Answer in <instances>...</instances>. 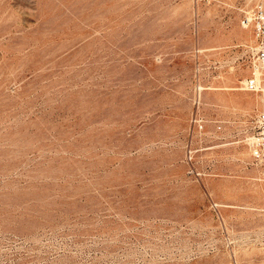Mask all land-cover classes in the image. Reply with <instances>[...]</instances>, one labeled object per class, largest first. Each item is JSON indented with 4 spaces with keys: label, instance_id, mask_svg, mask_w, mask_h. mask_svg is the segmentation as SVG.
I'll return each mask as SVG.
<instances>
[{
    "label": "rangeland",
    "instance_id": "obj_1",
    "mask_svg": "<svg viewBox=\"0 0 264 264\" xmlns=\"http://www.w3.org/2000/svg\"><path fill=\"white\" fill-rule=\"evenodd\" d=\"M53 1L0 0V264H264L257 0Z\"/></svg>",
    "mask_w": 264,
    "mask_h": 264
},
{
    "label": "built area",
    "instance_id": "obj_2",
    "mask_svg": "<svg viewBox=\"0 0 264 264\" xmlns=\"http://www.w3.org/2000/svg\"><path fill=\"white\" fill-rule=\"evenodd\" d=\"M243 28L252 29L255 37V45L251 48L252 57L250 64L253 69V75L243 83V90L254 92L261 95V107L253 118V123L247 144L251 150L255 162L263 168L264 171V0H258L251 9L245 11L241 21ZM200 101L197 103V112L192 117V137L196 134L204 135L206 132L207 121L199 113ZM217 130L223 129L222 122H216ZM194 152L189 151L188 163L190 173H194L193 165ZM201 173L198 174L200 176ZM216 207V206H215Z\"/></svg>",
    "mask_w": 264,
    "mask_h": 264
},
{
    "label": "bare ground",
    "instance_id": "obj_3",
    "mask_svg": "<svg viewBox=\"0 0 264 264\" xmlns=\"http://www.w3.org/2000/svg\"><path fill=\"white\" fill-rule=\"evenodd\" d=\"M45 1H46V0H45ZM47 1H48V0H47ZM52 1H53V0H52ZM56 1H57V0H56ZM74 1H75V0H74ZM77 1H78V0H77ZM85 1H87V0H85ZM103 1L105 2V0H103ZM107 1H108V0H107ZM111 1H112V0H111ZM117 1H118V0H117ZM120 1H121V0H120ZM257 1H258V0H257ZM49 2H50V1H49ZM53 2H54V1H53ZM53 2H50V3H53ZM64 2H65V1H64ZM69 2H70V1H69ZM88 2H89V1H88ZM88 2H85V4L88 3ZM93 2H94V0H93ZM115 2H116V1H115ZM123 2H124V1H123ZM45 3H46V2H45ZM54 3H55V2H54ZM89 3H90V2H89ZM116 3H117V2H116ZM85 4H84V7H85ZM94 4H95V2H94ZM103 4H104V3H103ZM46 5H47V4H46ZM48 5H49V4H48ZM51 5H52V4H51ZM89 5H90V4H89ZM89 5H87V6H89ZM112 5H113V4H112ZM120 5H121V4H120ZM122 5H123V4H122ZM44 6H45V5H44ZM55 6H56V5H55ZM61 6H62V5H61ZM71 6H73V5H71ZM79 6H80V5H79ZM95 6H96V5H95ZM115 6H116V5H115ZM47 7H48V6H47ZM53 7H54V4H53ZM56 7H57V6H56ZM62 7H63V6H62ZM90 7H91V6H90ZM93 7H94V6H93ZM73 8H74V7H72V9H73ZM76 8H77V7H76ZM116 8H117V6L115 7V9H116ZM118 8H119V7H118ZM120 8H121V7H120ZM46 9H47V8H46ZM78 9H79V8H78ZM85 9H86V8H85ZM104 9H105V8H104ZM108 9H109V8H108ZM111 9H112V8H111ZM48 10H49V8H48ZM54 10H55V9H54ZM54 10H51V11H54ZM68 10H70L69 7H68ZM90 10H91V9H90ZM117 10H118V9H117ZM74 11H76V10H74ZM91 11H92V10H91ZM97 11H98V10H97ZM104 11H105V10H104ZM115 11H116V10H115ZM45 12H46V11H45ZM76 12L78 13V10H77ZM76 12H74V13H76ZM82 12H83V10H82ZM82 12L80 11L79 13H82ZM84 12H87V10H85ZM89 12H90V11H89ZM99 12H100V11H99ZM52 13H53V12H52ZM56 13H57V12H56ZM72 13H73V12H72ZM77 13H76V14H77ZM79 13H78V14H79ZM92 13H93V12H92ZM104 13H105V12H104ZM41 14H42V13H41ZM46 14H47V13H46ZM57 14H58V13H57ZM76 14H75V17H76ZM78 14H77V15H78ZM82 14H83V13H82ZM94 14H95V13H94ZM102 14H103V13H102ZM58 15H59V14H58ZM62 15H63V14H62ZM62 15L60 16L61 18H62ZM72 15H73V14H72ZM80 15H81V14H79L78 16H80ZM97 15H98V14H97ZM99 16H100V15H99ZM91 17H92V16H91ZM91 17H90V18H91ZM50 18H51V17H50ZM53 18H54V17H53ZM55 18H56V17H55ZM55 18H54V19H55ZM58 18H59V16H58ZM61 18H60V19H61ZM63 18H64V17H63ZM63 18H62V19H63ZM66 18H67V17H66ZM69 18H70V17H69ZM78 18H80V17H77V19H78ZM95 18H96V17H95ZM95 18H93V19H95ZM100 18H104V17H100ZM70 19H72V18H70ZM93 19H92V21H93ZM96 19H97V18H96ZM96 19H95V20H96ZM43 20H44V19H43ZM47 20H48V19H47ZM65 20H66V19H65ZM74 20H75V19H74ZM86 20H87V19H86ZM89 20H90V19L88 18L87 21H89ZM95 20H94V21H95ZM54 21H55V20H54ZM54 21L50 19V23H51V22H54ZM57 21H59V20H57ZM69 21H70V20H69ZM100 21H101V20H100ZM42 22H43V21H42ZM48 22H49V21H47V23H48ZM67 22H68V21H67ZM74 22H75V21H74ZM64 23H66V21H65ZM71 23H72V22H71ZM89 23H90V22H89ZM92 23H93V22H92ZM94 23H95V22H94ZM44 24H45V23H44ZM44 24H43V25H44ZM51 24H52V23H51ZM67 24H68V26H69L70 23H67ZM67 24H66V25H67ZM81 24H82V23H81ZM85 24H86V26H87V23H85ZM85 24H84V25H85ZM48 25H49V24H48ZM48 25H47V26H48ZM62 25H63V24H62ZM78 25H79V24H78ZM89 25H90V24H89ZM91 25H92V24H91ZM40 26H41V25H40ZM45 26H46V25H45ZM60 26H61V25H60ZM63 26H64V25H63ZM70 26H71V25H70ZM48 27H49V26H48ZM52 27H53V26H52ZM80 27H82V26H80ZM56 28H58L57 25H56ZM63 28H64V27H63ZM45 29H46V28L44 27V30H45ZM47 29H49V28H47ZM47 29H46V30H47ZM54 29H55V28H54ZM54 29H53V30H54ZM59 29H60V28H59ZM41 30H43V28H42ZM50 30H51V28H50ZM249 30H250V29H249ZM38 31H39V30H38ZM51 31H52V30H51ZM51 31H50V32H51ZM56 31H58V30L56 29ZM53 32H54V31H53ZM243 33H244V32H243ZM44 34H45V32H44ZM44 34H42V35H44ZM239 34H240V32H239ZM246 34H247V33H246ZM248 34H249V33H248ZM248 34H247V35H248ZM40 35H41V34H40ZM243 37H244V36H243ZM184 39H185V38H184ZM187 40H188V39H187ZM247 40H248V39H247ZM180 43H181V42H180ZM184 44H186V43H184ZM189 44H190V43H189ZM246 44H247V43H246ZM178 45H179V44H178ZM181 45H183V44H181ZM247 45H249V44H247ZM250 46H251V45H250ZM53 47H55V46H53ZM57 47H58V46H57ZM59 47H60V46H59ZM62 47H63V46H62ZM62 47H61V48H62ZM68 47H69V45H68ZM66 48H67V47H66ZM182 48H183V47H182ZM184 48H185V47H184ZM250 48H251V47H250ZM51 49H52V48H51ZM59 49H60V48H59ZM62 49H63V48H62ZM170 49H171V48H170ZM178 49H179V48H178ZM48 50H49V49H48ZM48 50H47V51H48ZM164 50H165V49H164ZM187 50H188V49H187ZM53 51H54V49H53ZM62 51H64V50H62ZM179 51H180V50H179ZM179 51H178V52H179ZM43 52H44V51H43ZM49 52H50V51H49ZM49 52H48V53H49ZM51 52H52V51H51ZM51 52H50V53H51ZM58 52H59V50H58ZM170 52H171V51H170ZM180 52H181V51H180ZM60 53H61V52H60ZM63 53H64V52H63ZM172 53H173V52H172ZM184 53H185V52H184ZM164 54H165V53H164ZM45 55H47V54H45ZM49 56H50V55H49ZM166 56H167V55H166ZM174 56L176 57V55H174ZM177 56H178V55H177ZM182 56H183V55H182ZM46 57H48V55H47ZM172 57H173V56H172ZM178 57H179V56H178ZM180 57H181V56H180ZM184 57H185V56H184ZM44 58H45V57H44ZM40 59H41V56H40ZM170 59H171V58H170ZM167 60H168V59H167ZM38 62H39V60H38ZM42 62H43V61H42ZM41 68H42V67H41ZM248 76H249V75H248ZM231 77H232V76H231ZM246 78H247V77H246ZM219 80H220V79H219ZM238 81H239V80H238ZM227 84H228V83H227ZM241 85H242V84H241ZM224 90H225V89H224ZM229 90H230V89H229ZM231 90H232V89H231ZM237 90H238V89H237ZM225 92H226V90H225ZM241 92H242V91H241ZM243 92H244V91H243ZM233 93H234V91H233ZM239 93H240V91H239ZM248 93H249V92H248ZM248 93H247V94H248ZM223 95H224V93H223ZM225 95H226V94H225ZM233 95H234V94H233ZM212 96H213V95H212ZM226 97H227V96H226ZM244 97H245V96H244ZM252 97H253V96H252ZM242 100H244V99L242 98ZM246 100H247V99H246ZM248 101H249V100H248ZM240 102H242V101H240ZM244 102H245V101H244ZM256 104H257V103H256ZM230 105H231V104H230ZM255 106H256V105H255ZM254 109H255V108H254ZM249 112H250V111H249ZM249 112H248V113H249ZM252 112H253V111H252ZM254 112H255V111H254ZM249 156H250V155H249ZM256 177H258V176H256ZM261 181H262V180H261ZM252 182H254V180H252ZM259 183H260V182H259ZM254 187H255V186H254ZM253 189H254V188H253Z\"/></svg>",
    "mask_w": 264,
    "mask_h": 264
}]
</instances>
